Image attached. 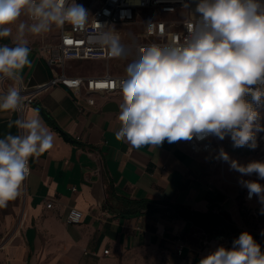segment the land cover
I'll return each instance as SVG.
<instances>
[{
  "label": "crops",
  "instance_id": "1",
  "mask_svg": "<svg viewBox=\"0 0 264 264\" xmlns=\"http://www.w3.org/2000/svg\"><path fill=\"white\" fill-rule=\"evenodd\" d=\"M12 28V37L0 39V45L12 46L16 26ZM28 47L31 63L21 73L23 83L29 87L47 83L52 70L42 56V46L28 43ZM113 61H102V70L91 65L93 70L87 74L73 70L70 63L69 72L103 75L110 72ZM94 98V106L86 100L77 102L59 86L42 93L25 111L32 116L33 109L39 110L54 141L50 150L29 159L30 175L21 195L0 208V264H200L202 242L218 235L182 218L145 212L124 216L121 200L168 202L201 214L226 212L240 231L246 223L245 208L264 209L256 196L245 202L243 184L264 185V179L232 167V161L247 165L248 160L225 150L229 159L221 169L190 140L134 148L115 136L121 127V92ZM19 115L0 112V138L9 132L18 134L9 122ZM71 208L83 212L78 225L66 223ZM178 245L183 246L182 255L176 252Z\"/></svg>",
  "mask_w": 264,
  "mask_h": 264
},
{
  "label": "clouds",
  "instance_id": "2",
  "mask_svg": "<svg viewBox=\"0 0 264 264\" xmlns=\"http://www.w3.org/2000/svg\"><path fill=\"white\" fill-rule=\"evenodd\" d=\"M25 13L31 23L20 21ZM195 13L199 19L188 23L182 43L150 44L127 65L120 81L117 140L138 149L198 135L223 140L230 134L235 147H256L255 133L264 130L254 107L264 97V4L260 0H199ZM88 21L87 10L76 0H0V39L12 37V26H16L12 46L0 45V83L13 82L6 91L0 90V112L21 113L9 122L18 134L9 132L0 138V208L21 195L30 172L29 159L50 150L54 141L38 109H33L32 116L22 113L21 73L31 63L26 37L65 24L83 29ZM97 24L95 41L106 46L111 57H124L117 31ZM155 29L152 22L146 25L149 34ZM249 95L251 103L245 99ZM220 157L229 159L222 149ZM232 167L264 179V162L240 165L232 161ZM243 184L249 198L256 196L264 205V185ZM200 264H264V252L251 234L242 232L231 249L220 246Z\"/></svg>",
  "mask_w": 264,
  "mask_h": 264
},
{
  "label": "built area",
  "instance_id": "3",
  "mask_svg": "<svg viewBox=\"0 0 264 264\" xmlns=\"http://www.w3.org/2000/svg\"><path fill=\"white\" fill-rule=\"evenodd\" d=\"M260 2L264 4V0ZM76 3L87 10L89 21L83 29L69 24L62 27L54 26L57 33L53 42L42 46V56L52 70V78L47 83L35 87H29L22 81L23 114L36 103L42 93L54 87L60 86L67 89L77 102L86 100L89 106L95 105V95H115L121 92L120 81L125 78V75H113L109 71L96 76L69 72V64L73 62H110L121 59L111 57L110 50L95 41L94 37L98 31L97 23L114 28L125 48V30L132 27L141 28L140 42L129 45L136 59L140 50L150 44L182 43L184 37L188 35V23L198 20L191 17V0H76ZM29 21L32 22L30 19ZM149 22L156 25L155 31L151 34L146 31V25ZM8 81L10 80L5 79L0 83V90L8 89L6 85ZM245 99L248 102L252 100L250 95ZM190 141L200 145L205 152L210 154L213 162L221 169L224 168V159L220 157V151L222 149L225 152V148L221 139L208 134L194 136ZM245 193V202L253 201L255 196L249 198L247 188ZM82 220L83 212L77 208H71L66 217V223L78 225ZM220 246L229 249V243L226 240L217 237L206 238L202 242L199 253L205 257ZM176 252L182 255L183 246L178 245ZM104 254L108 255L109 251H105Z\"/></svg>",
  "mask_w": 264,
  "mask_h": 264
},
{
  "label": "rangeland",
  "instance_id": "4",
  "mask_svg": "<svg viewBox=\"0 0 264 264\" xmlns=\"http://www.w3.org/2000/svg\"><path fill=\"white\" fill-rule=\"evenodd\" d=\"M199 0H191V7H190V14L193 19H199L198 13H195V8ZM20 21L27 22L26 13L22 14L20 17ZM20 21H17L19 23ZM28 23V22H27ZM142 29L139 27H132L125 30V38H124V44L126 45L125 48V56L121 57L120 60L113 61L108 67V70H110L111 74L114 75H125V69L127 65L134 60L133 51L129 49V45L135 44L140 42L141 40V34ZM55 28L48 32L41 34L39 36L34 35H28L26 37L29 44H32L33 46H43L44 44L52 43L53 38L55 36ZM73 66V70H76L78 72L82 73H89L93 68L91 65L99 68L102 70L105 68V64L102 61L98 62H73L71 63ZM251 103V102H250ZM256 110L260 114V120L259 124L261 126V129H264V97H262V103L260 105H254ZM264 130L257 131L255 133V148H251L248 145H245L243 147H235L234 142L232 141L230 134L226 135L225 138L222 140V145L224 146L225 150L231 151L232 153H235L237 156H239L242 159L248 160L250 163L253 161H259L264 162ZM243 216L245 219L244 228L242 231L249 232L251 234L260 235L264 238V211L259 210H248L245 208L243 212Z\"/></svg>",
  "mask_w": 264,
  "mask_h": 264
},
{
  "label": "trees",
  "instance_id": "5",
  "mask_svg": "<svg viewBox=\"0 0 264 264\" xmlns=\"http://www.w3.org/2000/svg\"><path fill=\"white\" fill-rule=\"evenodd\" d=\"M249 102H252V100ZM40 113L49 123V125L55 126L53 120L44 111L40 110ZM62 134L66 140H68L69 142H73V140L68 135L63 132ZM121 202L124 207V210L122 211V214L124 216L136 215L141 212H145L151 214H160L161 216L170 218H182L195 222V225L203 230L208 231L211 234L212 226L208 224L207 220H205V216L207 214L190 212L180 206L172 205L168 202L159 204L147 200H121ZM213 235H219V233L215 231L214 233H212V236Z\"/></svg>",
  "mask_w": 264,
  "mask_h": 264
},
{
  "label": "water",
  "instance_id": "6",
  "mask_svg": "<svg viewBox=\"0 0 264 264\" xmlns=\"http://www.w3.org/2000/svg\"><path fill=\"white\" fill-rule=\"evenodd\" d=\"M205 220L208 221V224L212 226L211 229V235L215 231L219 233L217 238H220L221 240H226L229 243V249L233 247V241L239 237V235L244 232L240 231L237 227L234 226V223L232 221V217L226 213H214L209 212L205 216ZM249 233V232H248ZM251 234V233H249ZM253 239L257 242L262 241V237L260 235L251 234ZM264 244V240H263Z\"/></svg>",
  "mask_w": 264,
  "mask_h": 264
},
{
  "label": "flooded vegetation",
  "instance_id": "7",
  "mask_svg": "<svg viewBox=\"0 0 264 264\" xmlns=\"http://www.w3.org/2000/svg\"><path fill=\"white\" fill-rule=\"evenodd\" d=\"M263 240H264V238L262 237V241L257 242V244L260 245V247H261V251H262V252H264V244H263Z\"/></svg>",
  "mask_w": 264,
  "mask_h": 264
},
{
  "label": "bare ground",
  "instance_id": "8",
  "mask_svg": "<svg viewBox=\"0 0 264 264\" xmlns=\"http://www.w3.org/2000/svg\"><path fill=\"white\" fill-rule=\"evenodd\" d=\"M263 141H264V138H263Z\"/></svg>",
  "mask_w": 264,
  "mask_h": 264
}]
</instances>
